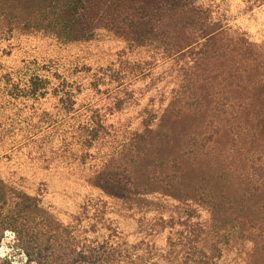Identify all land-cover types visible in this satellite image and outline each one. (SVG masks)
Here are the masks:
<instances>
[{
  "label": "trees",
  "instance_id": "trees-1",
  "mask_svg": "<svg viewBox=\"0 0 264 264\" xmlns=\"http://www.w3.org/2000/svg\"><path fill=\"white\" fill-rule=\"evenodd\" d=\"M229 1L168 0L165 5L151 9L142 5L138 12L142 14L144 26H131L140 43L132 39L129 46L156 45L164 58L154 64L141 59L122 61L121 68H115L112 62L94 71L89 66L84 70L92 71L94 79L90 85L98 91L100 85L112 84L100 91L110 95L161 63L169 60L180 63L176 88L166 112L178 116L188 111L206 110L214 128L212 134L202 139L190 136V148L185 153L195 158L226 157L215 139L222 130L227 134L229 131L234 137L232 149L244 154L253 188L264 191V43L254 42L248 31L235 27L227 13ZM263 3L264 0H259L258 6ZM86 4L87 0H48L37 18L23 19L18 5L0 0V18L9 22L17 20L27 30L36 28L34 22H37L55 31L64 41V37L70 36L77 27L75 23L84 14ZM251 10L253 5L248 7V11ZM129 22L133 24L132 19ZM48 64L46 71L50 75L35 72L18 92L33 99L53 96L58 102V112L66 117L84 108L91 110V103L77 105L75 94L80 91V84L52 71L50 65L53 63ZM102 76L109 77L108 82L103 81ZM51 77L60 81L54 85ZM4 78L15 87L10 74ZM58 120L48 123L47 134L56 127ZM5 126L0 118V132L7 135L0 139V246L6 243L10 252L0 255V264H217L222 254L219 239L227 233L228 225H235L237 237L252 241L256 250L264 252V209L258 215L245 207L227 205L222 191L219 194L209 192L205 194L206 199L202 198L204 192L201 195L212 210L213 220L209 226L194 220L192 213L178 219L159 215L138 220V233L143 236L129 241L104 196L116 195L130 210L143 206L149 209L151 202L144 194L154 190L151 182H165L166 190H181L178 163H175L173 174L154 171L145 181H140L139 177L133 179L134 173L126 175L130 170L126 165L122 167L118 157L130 141L120 142L119 152L105 156L101 166H85L81 169L87 171L68 172L80 174L87 187L99 189L102 194L95 196L86 188L80 201L74 203V212L67 214L48 185L51 176L65 172L55 162L70 156L73 161L86 165L88 158L96 157L70 149L72 145L65 138L48 137L45 133L36 132L15 140L10 128ZM156 131L148 127L134 138H144L146 133L151 135ZM114 132L111 125L98 119L80 123L69 133L75 143L88 150L102 134L113 136ZM191 145L197 147L198 153ZM112 160H116L115 168L121 171L117 182L112 179L116 173L108 169ZM37 162L42 163L40 168L35 165ZM185 190L190 194L189 189ZM197 191L196 188L193 192ZM218 227L223 231L214 239ZM161 233L166 234L163 247L153 240ZM18 256L24 259L17 261ZM247 264L255 262L250 260Z\"/></svg>",
  "mask_w": 264,
  "mask_h": 264
},
{
  "label": "rangeland",
  "instance_id": "rangeland-1",
  "mask_svg": "<svg viewBox=\"0 0 264 264\" xmlns=\"http://www.w3.org/2000/svg\"><path fill=\"white\" fill-rule=\"evenodd\" d=\"M8 1L19 6L17 10L21 12L23 19L37 18L48 5V0ZM166 2L168 0H87L84 14L75 23L77 27L70 36L64 37V41L57 37L55 31H49L37 22H34L36 28L27 30L17 20L9 22L0 18V118L5 127L10 128L13 139L22 140L36 132L39 135L45 133L48 137L65 138L72 145H69L70 149L82 150L83 153L96 157L88 158L86 165L73 161L70 156L55 162L65 172L51 176L48 185L63 212H74V203L80 201L86 188H90L95 196L102 194L99 189L87 187L80 174L68 172L79 169L81 172L87 171L88 169H81L85 166H101L111 153L119 152L120 142L130 141L119 155L118 162L130 170L126 175L134 173L133 179L139 177L140 181H145L154 171L157 174H173L175 163L181 167V181L178 182L181 190H166L165 182H151L150 187L154 190L144 194V198L151 202L149 209L143 206L130 210L125 208L123 201L116 195L104 196L113 211L112 215L119 220L129 241L143 236L138 233V220L159 215L178 219L192 213L194 220L209 226L213 220L212 210L204 200L205 194L209 192L219 194L222 191L225 204L235 208L245 207L253 214L260 215L264 209V191L253 188L251 172L243 160V152L232 149L234 137L231 132L228 131L227 134L222 130L215 139L226 157L195 158L194 155L185 153L190 148V136L202 139L212 134L214 128L209 123L206 110L188 111L178 116L171 111L166 112L176 88V74L180 63L174 60L161 63L135 82L125 85L121 91L110 95H104L100 91L112 84L100 85V91L90 85L94 79L92 71L109 63L113 62L115 68H121L122 61L144 59L149 64H154L164 58L161 57L162 50L156 49V45L131 47L129 42L132 39L138 40L133 35L131 26H144L140 18L142 14L138 12L141 6L151 9L165 5ZM258 2L259 0H230L227 13L236 24L235 27L248 31L254 42L264 43V3L258 6ZM250 5H253V10L248 11ZM221 7L224 8L222 4ZM130 19L133 24L129 22ZM48 63H53L50 65L52 71L80 84V91L75 94L77 105L91 103V110L84 108L73 116L66 117L58 112V102L53 96L33 99L18 92L19 88L26 86L27 79L35 72L43 76L50 75L46 71ZM85 66L93 70L85 71ZM8 74L11 81H15V87L4 78ZM102 78L105 82L109 80V77ZM51 80L54 85L60 81L54 77ZM12 89L14 92H9ZM63 116L62 120H58ZM98 119L112 126L115 131L113 136L102 134L88 150L70 138L74 126ZM56 120V127L47 134L45 127ZM148 127L157 131L151 135L146 133L144 138H134L136 133H142ZM6 136V133L0 132V139ZM196 148L191 145V149L198 153ZM115 161L112 160L108 169L116 173L117 176L112 179L117 182L121 171L115 168ZM35 165L40 168L42 163L37 162ZM35 171L37 172V168ZM196 188L198 191L193 192ZM185 189H189L190 194H186ZM203 192L204 199H201ZM236 228L235 225H228L227 233L219 239L222 254L217 264H247L250 260L255 264H264V252L258 248L256 250L252 241L237 237ZM229 229L233 232L229 233ZM222 231L218 227L214 239ZM153 240L159 247H163L166 234L161 233L153 237ZM9 252L6 243L0 246V255ZM23 259V256L16 258L17 261Z\"/></svg>",
  "mask_w": 264,
  "mask_h": 264
}]
</instances>
